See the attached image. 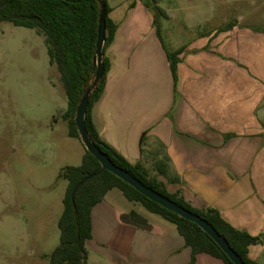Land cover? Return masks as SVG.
<instances>
[{
    "label": "crops",
    "instance_id": "obj_1",
    "mask_svg": "<svg viewBox=\"0 0 264 264\" xmlns=\"http://www.w3.org/2000/svg\"><path fill=\"white\" fill-rule=\"evenodd\" d=\"M133 2L119 18L110 6L117 29L91 110L97 131L130 162L166 161L178 179H159L193 206L214 207L233 227L264 233V29L234 20L169 48L148 5L145 24L132 16ZM179 49L174 81L167 52ZM107 193L92 208L86 250L100 248L115 264H189L191 249L173 223L148 221L144 229L122 222L120 213L131 210ZM249 256L261 264L264 243L251 245ZM194 264L224 262L200 253Z\"/></svg>",
    "mask_w": 264,
    "mask_h": 264
},
{
    "label": "rangeland",
    "instance_id": "obj_2",
    "mask_svg": "<svg viewBox=\"0 0 264 264\" xmlns=\"http://www.w3.org/2000/svg\"><path fill=\"white\" fill-rule=\"evenodd\" d=\"M133 1L138 11L132 16L139 15L145 24V3L164 11L158 24L169 48L234 20L264 29V0H107L116 7L114 18L122 17ZM66 106L43 35L0 22V264H49L60 243L58 219L67 187L60 172L79 165L84 153L81 140L68 134L62 117ZM145 164L156 175L152 160ZM107 194L118 208L135 210L149 222L168 223L118 188ZM87 250L88 264H115L100 248L89 245Z\"/></svg>",
    "mask_w": 264,
    "mask_h": 264
},
{
    "label": "trees",
    "instance_id": "obj_3",
    "mask_svg": "<svg viewBox=\"0 0 264 264\" xmlns=\"http://www.w3.org/2000/svg\"><path fill=\"white\" fill-rule=\"evenodd\" d=\"M101 1L105 4L106 11L104 74L90 93L86 108L85 126L90 138L112 163L128 171L146 186L207 220L227 240L245 264H259L249 256V247L264 243V233L251 235L245 230L235 228L216 208L195 207L184 198L180 190L169 191L167 183L159 179V176L174 181L178 178L169 176L166 161L159 160L155 163L156 175H151L142 161L130 162L101 138L94 125L91 110L104 90L106 74L110 67L105 50L113 41L117 29V24L109 16L112 8L107 0ZM133 4L134 2L131 3ZM147 5L152 11L153 23L159 34L158 16L164 11L149 1ZM99 14V0H0V22L32 28L43 35L49 63L56 66L67 97V106L62 117L68 123V134L79 139L74 117L81 97L94 81ZM231 25L233 22L228 24V27ZM181 51L182 49L167 52L174 81L177 80L176 66ZM100 167V162L84 147L81 163L61 170L60 176L67 180V187L63 197V210L58 219L60 243L49 256V264H88L86 241L92 238L91 211L113 188H118L129 201L138 202L148 211L173 223L186 246L191 249L189 264H194L196 256L200 253L219 258L224 264H234L211 236L196 223L152 201L112 172L103 170L85 180ZM119 218L122 222L140 228H151L148 221L135 210L120 213Z\"/></svg>",
    "mask_w": 264,
    "mask_h": 264
},
{
    "label": "water",
    "instance_id": "obj_4",
    "mask_svg": "<svg viewBox=\"0 0 264 264\" xmlns=\"http://www.w3.org/2000/svg\"><path fill=\"white\" fill-rule=\"evenodd\" d=\"M100 2V14H99V24H98V36L96 42V50L94 56V62L96 63V70L94 74V81L91 86L86 89L83 96L80 99L79 104L77 105L76 115L74 117V122L77 127L79 137L83 142L84 147L88 150L101 164V167L98 171L90 174L85 178V180L90 177L97 175L99 172L103 170H108L112 172L114 175L127 182L129 185L134 187L137 191H139L144 196L148 197L152 201L160 204L166 209L178 214L179 216L188 219L194 223H196L200 228H202L211 238L220 246V248L227 254V256L231 259L234 264H245L244 261L240 258L237 252L230 246L227 240L205 219L200 217L197 214L190 212L184 207L178 205L174 201L169 198L163 196L158 193L154 189L146 186L140 180L135 178L128 171L122 169L121 167L112 163L110 158L102 153L97 145L90 138L86 126H85V113L89 100L90 93L92 92L94 86L99 82L101 77L104 74V66H103V48H104V39H105V4L99 0ZM84 181V180H83ZM82 181V182H83Z\"/></svg>",
    "mask_w": 264,
    "mask_h": 264
}]
</instances>
